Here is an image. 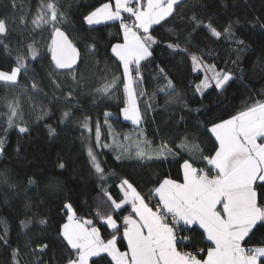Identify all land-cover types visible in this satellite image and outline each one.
<instances>
[{
  "label": "trees",
  "instance_id": "1",
  "mask_svg": "<svg viewBox=\"0 0 264 264\" xmlns=\"http://www.w3.org/2000/svg\"><path fill=\"white\" fill-rule=\"evenodd\" d=\"M104 2L112 0H0V19L7 27V33L0 35V70L15 67L17 57L25 55L30 44L41 52L36 60L26 57L27 71L21 70L16 86L0 82V115L7 111L9 101L19 105L13 127L0 119V140L4 141L0 151V235L5 224L8 228L7 243L0 240V264H67L69 249L59 235L68 218L65 204L71 205L81 222L93 220L107 240L111 230L98 215L112 211L105 190L119 198L124 179L142 194L166 177L182 181L183 159L213 151L214 137L207 131L212 123L264 102V0H182L168 23L153 26L158 43L153 45V56L141 62L143 79L136 86L141 123L135 127L123 121L122 68L111 53V45L123 41L119 22L87 25L84 21V16ZM47 3H54L65 14L60 26L81 55L70 74L54 70L51 64L47 51L51 26L33 24L42 14L41 5ZM193 15L201 21L195 31L189 23ZM230 22L234 39L224 34ZM209 24L222 33L220 38L211 36L205 27ZM236 40L244 44L238 46ZM169 42L186 51L174 52L166 46ZM191 55L215 65L218 71H230L233 79L223 91L212 87L201 95L195 89L205 72L192 70ZM161 68L167 79L161 77ZM114 77L120 86L110 97L97 92ZM168 80L174 91L161 92ZM68 89L73 90L71 97ZM65 112L70 116L64 117ZM85 120L87 128L82 126ZM20 126L28 131L20 133ZM138 141L151 145L141 144L147 152L143 159L135 156ZM162 144L172 151L157 158L155 150ZM181 144L196 146V150L190 155L178 147ZM89 150L96 154L102 175L95 171ZM29 179L34 183L29 185ZM154 203L156 199L151 200L152 206ZM127 214V209L119 212L120 216ZM41 219L47 223L41 224ZM21 221L27 226L21 227ZM200 231L185 232L191 236L188 249H206ZM259 241H264V234L256 231L249 246ZM118 247L126 250L123 240ZM110 260L93 257L90 264H110Z\"/></svg>",
  "mask_w": 264,
  "mask_h": 264
},
{
  "label": "snow or ice",
  "instance_id": "2",
  "mask_svg": "<svg viewBox=\"0 0 264 264\" xmlns=\"http://www.w3.org/2000/svg\"><path fill=\"white\" fill-rule=\"evenodd\" d=\"M181 2L182 0H114V5L110 2L100 3L84 16L87 25L119 22L123 42L112 44L111 53L118 61V68H122L120 82L124 99L120 111L124 120L131 121L133 125H139L142 119L137 106L136 90L143 79L141 62L153 56V45L158 43L152 35L153 26L163 27L168 23V19L176 15L175 8ZM41 13L33 20V24L37 27L51 26V42L47 46L51 64L54 65V70L70 74L74 71V66H77L78 52L60 26L66 16L54 3L41 5ZM189 23L193 25V31L201 26V21L195 15L189 18ZM205 27L211 36L221 37L222 33L210 24ZM6 33V22L0 19V35ZM224 34L234 39L231 22L224 28ZM235 43L238 46L244 44L241 40H236ZM166 46L174 52L186 51L179 44L169 42ZM27 56L36 60L41 52L37 46L30 44L27 53L17 57L15 67L10 71H0V81L16 86L21 70L27 71L24 62ZM191 62L194 72H205L204 79L195 89L201 95L204 90L212 87L223 91L233 79L230 71H218L215 65L204 64L196 55H191ZM159 71L161 77L167 79L164 69ZM120 82L114 77L97 89V92L110 97L119 88ZM33 87L36 85L33 84ZM167 89L174 91L171 80L167 81V88H161L160 91L165 92ZM68 92L70 97L74 95L72 89H68ZM6 107L7 111L0 115V119L11 128L19 115V105L9 101ZM108 115L105 113L106 118ZM63 116L68 117L70 113L65 112ZM82 126L87 128L86 120ZM18 130L26 133L28 128L20 126ZM53 131L50 129V134ZM207 131L214 137V149L207 155L200 152L195 159L182 157V182L166 177L157 181L147 194H142L128 179H124L119 185L122 192L119 198H114L105 190L112 211L106 215H98H101V223L111 230L107 240L102 239L100 229L93 226V220L76 221L71 205L65 204L68 223L61 226L59 235L69 249L67 264H89L90 257H110V264H264V241H259L256 246H249L256 231L264 234V102L254 103L229 119L212 123ZM100 139L101 130L97 124L98 147ZM3 143L0 140V151ZM141 144L151 147L149 142L138 141L135 151L137 159H143L147 154L146 148L141 147ZM178 147L190 155L196 150V146L188 144ZM155 151L159 158L166 151L171 152L172 148L168 144H162ZM89 157L95 171L102 175L96 154L89 150ZM116 158L120 159L119 156ZM63 167L61 164L60 168ZM33 183L29 179V185ZM152 199H156L155 206L151 205ZM125 209L128 214L120 216L119 212ZM40 223L46 224L47 220L41 219ZM20 224L21 227L27 226L25 221ZM196 226L201 230L200 242L207 244L206 249L182 251L181 246H187L184 242L191 240L190 235L182 233L197 231ZM7 234L5 224L3 234L0 235V240L5 244ZM121 240L126 241V250L122 251L118 247ZM102 254H106V257ZM13 257L15 260L16 250H13Z\"/></svg>",
  "mask_w": 264,
  "mask_h": 264
},
{
  "label": "built area",
  "instance_id": "3",
  "mask_svg": "<svg viewBox=\"0 0 264 264\" xmlns=\"http://www.w3.org/2000/svg\"><path fill=\"white\" fill-rule=\"evenodd\" d=\"M155 204L156 203H154L153 204V206H155ZM75 220L76 221H79V222H81L82 220H81V218H75ZM182 235H185V236H187L186 234H185V232L184 233H182ZM184 243H186L187 244V246H188V244H189V241H186V242H184ZM187 246L186 247H184L183 245L181 246V250L182 251H193V249H188L187 248ZM194 249H196V250H200V249H202V248H194ZM201 255H203V253H201Z\"/></svg>",
  "mask_w": 264,
  "mask_h": 264
},
{
  "label": "crops",
  "instance_id": "4",
  "mask_svg": "<svg viewBox=\"0 0 264 264\" xmlns=\"http://www.w3.org/2000/svg\"><path fill=\"white\" fill-rule=\"evenodd\" d=\"M113 5H114V0H112V2H111ZM125 15V14H124ZM109 22H114V21H108V22H105V23H109ZM102 24H104V23H102ZM96 25V24H95ZM123 42V41H122ZM121 42V43H122ZM121 118H122V120L123 121H125V122H128V123H130L131 125H133L132 123H131V121H127V120H124V118H123V115H122V113H121ZM141 123V122H140ZM140 125V124H139ZM139 125H134L135 127H138ZM180 182H182V181H180ZM197 228H198V226H196ZM206 254V253H205ZM204 254V255H205ZM93 258V257H92Z\"/></svg>",
  "mask_w": 264,
  "mask_h": 264
},
{
  "label": "water",
  "instance_id": "5",
  "mask_svg": "<svg viewBox=\"0 0 264 264\" xmlns=\"http://www.w3.org/2000/svg\"><path fill=\"white\" fill-rule=\"evenodd\" d=\"M77 52H78V61H77V66H78V64H79V62H80V59H81V55H80V52L78 51V49H77ZM77 66H74V69H75ZM61 71H63V70H61ZM124 243H125V248H126V241H124Z\"/></svg>",
  "mask_w": 264,
  "mask_h": 264
},
{
  "label": "rangeland",
  "instance_id": "6",
  "mask_svg": "<svg viewBox=\"0 0 264 264\" xmlns=\"http://www.w3.org/2000/svg\"><path fill=\"white\" fill-rule=\"evenodd\" d=\"M1 71V70H0ZM18 78H19V75H18ZM0 82H3V81H0ZM4 83V82H3ZM74 214V213H73ZM74 217L76 218V215L74 214ZM66 223H68V218H67V221ZM92 259V257L89 258V264H90V260Z\"/></svg>",
  "mask_w": 264,
  "mask_h": 264
}]
</instances>
